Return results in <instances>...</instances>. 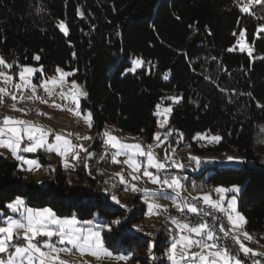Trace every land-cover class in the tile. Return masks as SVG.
<instances>
[{
    "label": "trees",
    "instance_id": "1",
    "mask_svg": "<svg viewBox=\"0 0 264 264\" xmlns=\"http://www.w3.org/2000/svg\"><path fill=\"white\" fill-rule=\"evenodd\" d=\"M239 7L237 0H0V57L42 68L46 77L55 75L58 66L77 69L69 79L88 92L80 103L92 114L90 147L95 152L101 145L96 134L105 125L150 143L158 120L156 105L171 104L169 126L183 133V143L195 154L236 153L247 161L241 168L213 167L208 177L189 176L198 185L207 182L209 188L241 187L238 205L247 218L246 230L264 245V110L256 107L257 101L264 104V59L260 58L264 18L257 19L264 6L252 7L256 15L241 13ZM61 22L67 36L57 27ZM242 28L253 47L251 64L247 52L236 48ZM229 47L234 51H226ZM34 55L40 60L35 61ZM132 57L142 58L144 65L135 75L122 76ZM168 70L170 79L165 81ZM39 77L37 71L33 83L39 84ZM220 88L228 93L250 91L254 99L233 96L236 102L228 103ZM181 95L179 104L167 99ZM209 130L223 137L219 144L200 147L193 141L196 132ZM0 153V209L22 197L29 206L48 207L58 217L75 215L81 221L97 217L96 224L112 229L104 228L102 236L113 255H127V264H169L165 249L170 235L165 225L130 231L146 214L139 197L126 209L111 204L102 179L89 176L82 165L66 175L58 166L46 183L39 184L18 170L19 162L10 153L2 149ZM34 156L45 163L42 155Z\"/></svg>",
    "mask_w": 264,
    "mask_h": 264
},
{
    "label": "snow or ice",
    "instance_id": "2",
    "mask_svg": "<svg viewBox=\"0 0 264 264\" xmlns=\"http://www.w3.org/2000/svg\"><path fill=\"white\" fill-rule=\"evenodd\" d=\"M237 2L241 5L239 7L241 13L256 15V13L251 12L253 4L260 5L264 3V0H237ZM113 10L115 11V8ZM260 13L257 15V19L264 18V7L260 9ZM78 15L81 18L84 17V13L79 10ZM176 18L180 19L179 17ZM57 27L65 36L69 34L63 22L59 23ZM260 27L264 28V25ZM209 34L211 33L209 32ZM117 35L119 36L120 33L117 32ZM233 35L236 36L235 31ZM245 35L246 30L242 28L236 44L241 52L247 51L251 64L254 59L253 47H246ZM226 51L231 53L234 51V47H229ZM185 56L187 57L186 53ZM75 58L76 54L73 53V59ZM260 58L264 59V56ZM33 59L39 61L40 56L34 55ZM212 59L215 60L216 58L213 57ZM128 63L131 66L126 67L122 76L129 73L135 75L137 70L144 65V61L140 57H132ZM37 71L41 72V77L38 78L41 81L39 84L33 83L32 80ZM55 71L57 76L46 77L42 68L25 66L16 61L8 62L0 57V81L5 84L13 83L16 91L21 94V101L24 100V93L29 92L28 99L36 98L41 103L48 104L49 99H52L53 89L59 87L61 89L59 96L61 98L66 97L76 104L78 110L73 114L81 115L79 98H87L88 92L85 90V86L77 83L75 79L70 82L66 81L67 77L75 76L78 70L65 71L58 66ZM192 71H195V68H192ZM170 72L171 70H168V74L163 75V80L168 81L170 79ZM16 77H18V82H14ZM65 88L68 89L67 93L64 92ZM38 89H43L47 98L39 97L37 95ZM220 91L228 95V103L236 102L232 99L233 96H246L249 99H254L250 91L237 92L233 89L228 93L224 88H220ZM5 94L10 95L13 101L17 100L14 93L7 92L5 88H0V97ZM167 99L172 100L173 104H179L183 97L182 95L172 96L167 97ZM52 106L60 108V105L56 104L54 100ZM206 107L208 106L205 105ZM256 107L264 110V104L259 101L256 102ZM12 110L27 114L15 103L12 105ZM171 112V107L161 109L159 104L156 105L154 115L158 118L163 117L162 120H158L161 128L168 124V116ZM84 120L91 129L93 126L91 112L84 117ZM50 135H53L50 130H46L43 126H37L30 121L8 116L0 117V149H6L10 152L11 156L19 162L18 170L20 171L30 172L41 167L37 159L26 158L22 155V153L34 154L40 149L48 153L54 152L63 161L65 169L74 168V165L68 161L69 155L73 160L81 162L85 168L88 167L85 161L96 155L90 153L89 148H85L83 143L74 144L70 139L60 134H55L54 142H49ZM96 135L103 137L102 148L104 153L100 155V161L107 162L106 157L110 155L113 164L127 166V169L130 170L128 176L131 177L132 181L141 182L147 178V182L157 186L155 190H149L148 188L140 189L135 183H129L123 174V167L120 173L115 174L119 177V183L124 186L125 191L131 188L134 193L142 192L143 202L147 207V215L160 214L157 212L160 205L155 203L156 200L168 199L172 201L178 215H172L167 208L162 209L165 218L175 226V233L171 236L170 246L166 250L170 264H264V252L254 251L243 242L244 240L255 241L246 230L247 218L239 211L238 193L241 192L239 186L209 188L207 182L198 185L194 179L183 174L186 165L174 159L172 155H166L165 159L160 161L154 153V147H158L162 142L161 133L154 134L155 144L127 143L112 135L107 128L102 134L97 132ZM172 135L173 130L169 129L168 132L163 133V138L166 140ZM77 139L93 141L94 137L84 135L82 138L78 136ZM177 139L178 142L181 141L183 133H178ZM193 139L197 143L207 141L208 144H219L223 137L218 134L213 135L209 130L206 133H196ZM109 150L114 151L110 152ZM175 151L173 149V153ZM81 153L85 154L83 158ZM121 157L123 159H120ZM189 159L194 163L192 171L200 172L201 176L208 171V165L218 162L215 157L201 159L196 155H191ZM221 163L224 165H243L247 161L241 157L227 156L226 160ZM189 183L191 187H189ZM212 192L216 194L215 199H213ZM111 199L120 204L116 195L112 194ZM225 201H227L226 206ZM120 207H126V205L120 204ZM5 208L8 210L7 213L0 209V264H65V261L60 259V254L73 252L80 255L90 254L97 258L101 256L112 257V253L104 246L102 236V231L106 227L108 232H111L110 226L94 224L92 221H86L82 224L74 217L61 218L48 207L35 209L29 206L22 197H16L7 202ZM114 223L119 224L120 221L116 220ZM137 231H141V229L137 228ZM166 231L172 232L173 230L166 229ZM146 234L153 235L151 233ZM154 247L155 240L153 238L149 242L148 251L150 254ZM192 247L198 248L199 251L190 254L189 249ZM117 259H126V257H117ZM152 259L155 260V257L153 256Z\"/></svg>",
    "mask_w": 264,
    "mask_h": 264
},
{
    "label": "rangeland",
    "instance_id": "3",
    "mask_svg": "<svg viewBox=\"0 0 264 264\" xmlns=\"http://www.w3.org/2000/svg\"><path fill=\"white\" fill-rule=\"evenodd\" d=\"M260 5L264 6V3H262ZM255 6H256V4H253L252 7H255ZM239 38L240 37L238 34L237 40ZM245 45H246V47L250 46L247 43L246 39H245ZM236 48L240 51L239 46L237 44H236ZM244 52H247V51H244ZM31 67H33V66H31ZM57 75L58 74L56 73L55 75H52V76H57ZM69 78L70 77H67L66 81L70 82L71 80ZM32 80H33V78H32ZM14 82H18V77L14 78ZM0 88H5L7 92L14 93L17 96L16 101H13L11 96L7 95V94L0 97V114L2 115V117H4V116L15 117V118H19V119H24L26 121H30L37 126H43L46 130H50L53 133V135L49 136V142H54V135L60 134V135L64 136L65 138L70 139L74 144L83 143L85 148H89L90 153L96 154L93 158L85 161L88 164L87 168H85L81 162L73 160L71 155H69L68 161L70 164L74 165V168L65 169L63 167V161L54 152L48 153V152L44 151L43 149H40L36 153H34V155L40 154V155H42V157H44L46 159L44 164H42L39 161V158L30 157L29 155H31V153H29V154H23L22 153V155H24L26 158L37 159L41 165V167L39 169H33L30 172L29 171H22L24 176L31 177L33 180H35L36 182L41 184L42 182L46 183L50 179V176H51L50 173L55 172L58 169V166L60 167L62 173L66 175V174H70L71 171H78L80 166L82 165L85 168V170L87 171V174L89 176H93V177L99 176V178L102 179L103 190H104L105 195L109 197L110 203L113 205L119 206V207H120V204L126 205V207H121L124 209H126L129 205L130 201L136 197H139V199L142 203H144V202H143L142 192L134 193L131 191V188H129L127 191H125L124 186L119 183V177L116 176L115 174L120 173L122 167L124 168L123 174L125 176V179L128 180L129 183H135L137 185V187L140 189L148 188L149 190H155L157 188L156 185H152L150 182H147V178H144L141 182L132 181L131 177L128 176V172L130 170L127 169V166H121L120 164H113L111 162V156L110 155H108L106 157L107 162L100 161L99 157H100V155H103L104 152H101L100 154H98L99 152L96 153L93 149H91V147H89V145L91 144V141H83L82 139H80V140L77 139L78 136L81 138L84 135L93 136L91 129L85 123V120H84V117H86L88 115L89 111L81 108L80 102H81V99L83 97L79 98V105H80L79 112L81 113V115L77 116V115L73 114L74 112H76L78 110L76 107V104L73 103L71 100L67 99L66 97L61 98L59 96V93L61 91V89L59 87H55L53 89V96H52V99H49L48 104H43L40 102L39 99H36V98L28 99V96L30 95L29 92L24 93V100L21 101L20 100L21 94L16 91L13 83L5 84L3 81H0ZM64 92L67 93L68 89L65 88ZM37 95L39 97L47 98V94L43 92V89H38ZM53 100L55 101L56 104L60 105V108H56V107L52 106ZM14 103L16 104V106L18 108L24 109L27 114L25 115V114H22L21 112H17V111L12 110V105ZM160 106H161V109H163L165 107H171L172 105L171 104H163ZM69 109H71V111H69ZM37 113H42V114L38 115ZM162 119H163V117L158 118V120H162ZM158 120H157V125H156V129H155L154 134L161 133L162 134V142L159 144L158 147H154V153L160 161H163L165 159L166 155H172L174 157V159H176L177 161L186 165V168H185L183 174H186V175L192 174V175H196V176L200 175V172L192 171V168L194 167L193 165H191V166L189 165L190 164L189 157L191 155L199 156L201 159H207V158L215 157L216 160L218 161L215 164L208 165V171L204 173L205 177H208L209 175H211L213 173V169H212L213 167H216L220 164H223L221 162H224L226 160L227 156L238 157V155L236 153H223V154H218V155H212L209 153H206L203 155L195 154L189 145L183 143V139L178 142L177 134L179 132L174 131L169 126V122L165 127L161 128L158 124ZM168 121H169V116H168ZM106 128L108 131L111 132L112 135L122 139L124 142H127V143L139 142V143L144 144L143 142H141L138 138H136L134 136L120 134L117 130H115V127L112 125H105L103 127V129L100 131V133L102 134ZM169 129L173 130V135L168 137L166 140H164L163 133L168 132ZM196 133H206V132H196ZM195 134L193 135V137L195 136ZM213 135H217V134H213ZM97 138H100L103 141L102 135L99 137L97 136ZM193 141H194V139H193ZM148 144H155L154 136H153L152 141ZM198 145L200 147H202V146H213V145H215V143L208 144L207 141H201L198 143ZM173 149L176 150L175 153H173ZM2 150L8 152V150H6V149H2ZM8 153H10V152H8ZM84 155H85L84 153H81L82 158ZM52 160L55 162H52ZM105 181H107V183H105ZM74 182H76V180H74ZM106 189H107V191H105ZM112 194L117 196V198L120 201V204H117L116 202H114L111 199ZM211 194L213 196V199H215L216 194L214 192H212ZM228 195L230 196L231 194H228ZM155 203L160 205V209H158L157 212L162 210L163 208H167V209H169V208L171 209V207L174 208L172 201H170L168 199L156 200ZM226 203H227V201H225V206H226ZM4 211L7 213L8 210L6 209ZM73 217L78 219L75 215L68 216V217L67 216L61 217V218H73ZM79 221L82 224L84 222H86V221H81V220H79ZM89 221H92L94 224H96L95 222H98L97 217H95L93 220H89ZM158 223H162L163 225H165L167 227V229L173 230L172 232H169V235H170L169 245L165 249V258L167 259L166 250L170 246L171 236L175 233V226L172 225L168 219H166L164 216H161L160 214L147 215V207H146V214H145L144 219L141 222L135 224L133 226V229H130V231L131 232H137V228H139V229H141L142 232H145L151 228H154ZM241 239L243 240V237H241ZM243 242L245 243V245L247 247L252 248L254 251L260 252L258 250L260 248H262V250H264V245L261 243L250 242V241H246V240H244ZM198 251H199V249L196 247H192L191 249H189L190 254L198 252ZM117 257H126V259H117ZM127 257H128L127 255H113L112 254V257L101 256L100 258H97V257H94L90 254L80 255V254L75 253V252H73V253H61L60 254V259L65 261V264H127ZM169 264H170V262H169Z\"/></svg>",
    "mask_w": 264,
    "mask_h": 264
},
{
    "label": "built area",
    "instance_id": "4",
    "mask_svg": "<svg viewBox=\"0 0 264 264\" xmlns=\"http://www.w3.org/2000/svg\"><path fill=\"white\" fill-rule=\"evenodd\" d=\"M0 117H2L1 114H0ZM109 151H113V150H109ZM101 152H104V149L102 148V144L100 145L99 153H101ZM120 159H122V158H120ZM189 165H190V166H191V165H194V163L190 161V164H189ZM168 210H169V212H170L172 215H178V213L176 212V210H175L174 208L171 207V209H168ZM158 212H159L160 214H162V210H160V211H158ZM162 216H164V215L162 214ZM41 239H43V238H41ZM241 257L243 258L242 254H241ZM257 258H260V257H257Z\"/></svg>",
    "mask_w": 264,
    "mask_h": 264
},
{
    "label": "water",
    "instance_id": "5",
    "mask_svg": "<svg viewBox=\"0 0 264 264\" xmlns=\"http://www.w3.org/2000/svg\"><path fill=\"white\" fill-rule=\"evenodd\" d=\"M218 166H219V168H226V167L241 168L242 165H235V164L224 165V164H220Z\"/></svg>",
    "mask_w": 264,
    "mask_h": 264
},
{
    "label": "crops",
    "instance_id": "6",
    "mask_svg": "<svg viewBox=\"0 0 264 264\" xmlns=\"http://www.w3.org/2000/svg\"><path fill=\"white\" fill-rule=\"evenodd\" d=\"M115 130H116V128H115ZM103 143V141L101 140V144ZM96 153H98V152H96ZM98 154H100V153H98ZM30 157H32V158H34L35 156H34V154H31V155H29ZM122 158V157H121ZM123 159V158H122ZM86 173H87V171H86ZM189 176V175H188ZM91 177H93V176H91ZM95 177V176H94ZM96 177H98L99 178V176H96ZM190 177V176H189ZM193 179V178H192Z\"/></svg>",
    "mask_w": 264,
    "mask_h": 264
},
{
    "label": "bare ground",
    "instance_id": "7",
    "mask_svg": "<svg viewBox=\"0 0 264 264\" xmlns=\"http://www.w3.org/2000/svg\"><path fill=\"white\" fill-rule=\"evenodd\" d=\"M170 209V208H169ZM162 216V214H160ZM165 217V216H164ZM260 252H264V250H262V248L258 249Z\"/></svg>",
    "mask_w": 264,
    "mask_h": 264
}]
</instances>
